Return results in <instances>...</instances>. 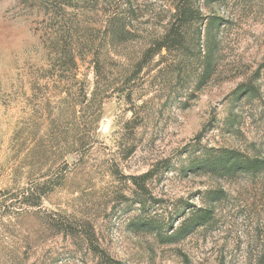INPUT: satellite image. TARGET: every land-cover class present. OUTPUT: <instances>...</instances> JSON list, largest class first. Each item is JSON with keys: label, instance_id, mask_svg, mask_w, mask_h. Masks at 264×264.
I'll return each mask as SVG.
<instances>
[{"label": "rangeland", "instance_id": "obj_1", "mask_svg": "<svg viewBox=\"0 0 264 264\" xmlns=\"http://www.w3.org/2000/svg\"><path fill=\"white\" fill-rule=\"evenodd\" d=\"M190 1L202 29L217 22L208 77L192 23L127 79L174 0H0V264L257 258L264 167L227 174L206 160L223 149L264 159V0ZM114 14L131 35L110 45ZM62 43L77 47L73 62ZM198 207L212 219L176 234Z\"/></svg>", "mask_w": 264, "mask_h": 264}, {"label": "trees", "instance_id": "obj_2", "mask_svg": "<svg viewBox=\"0 0 264 264\" xmlns=\"http://www.w3.org/2000/svg\"><path fill=\"white\" fill-rule=\"evenodd\" d=\"M215 1V0H210ZM173 14L171 16V20L169 21L168 26L165 29L164 34L157 39L156 42L150 43L143 51V56L138 60L131 61L126 63V68L124 69V73L127 75V79H132L137 74H139L143 67L156 55L158 54L159 58L157 60V64L165 59L168 54L171 53V50L177 47V44L180 45L181 40L183 39V30L187 26H192L194 23V31L199 39L201 35V30H205L206 34V43H205V51L202 56L201 70L199 74V78L208 77L210 72L212 71V46H211V38L210 33L213 31V27L215 26L216 18L212 17L202 29V16L200 15V9L198 6H195L191 3L190 0H174L173 3ZM105 34L108 38V43L113 45L115 42H123L127 40L126 35H131V24L125 20L124 16L119 14H114L110 16L106 22ZM66 42V41H65ZM63 44V43H62ZM62 47V56L70 57L71 61L75 60L77 54L75 53L77 47L74 49L73 45L70 47L66 46V43ZM110 45H107V48H110ZM179 48V47H178ZM110 50V49H108ZM162 50H165V54H161ZM115 54L116 52L113 51ZM98 53L95 52L92 57L93 63V72L96 78L101 77L103 75L104 67L100 64L98 60ZM201 80V79H200ZM132 90L128 88L127 94L130 96L132 94ZM212 160L207 159L206 163H208L210 168H217L219 165L223 171V173L234 174L236 172H250L255 173L261 170L264 167V159L261 158H250V157H242L239 154H236L233 150L223 149L220 150L217 154L213 155ZM152 172V171H150ZM149 172L143 173L138 176L139 179H143L148 176ZM213 193L212 191L209 192ZM208 192L204 195L207 196ZM214 210L213 208H202L198 207L197 209L190 212L189 216L185 218V225L181 226L176 234L184 233L186 230H189L188 227L200 226L204 223H207L213 217ZM187 228V229H185ZM257 238L259 241V253L256 256L257 258L253 261L252 264H264V219L260 226V230L257 233Z\"/></svg>", "mask_w": 264, "mask_h": 264}]
</instances>
